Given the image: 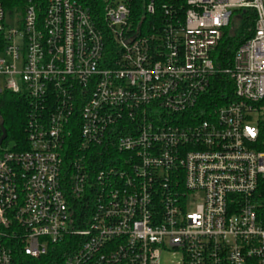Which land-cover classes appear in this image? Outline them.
Masks as SVG:
<instances>
[{"label": "built area", "instance_id": "built-area-1", "mask_svg": "<svg viewBox=\"0 0 264 264\" xmlns=\"http://www.w3.org/2000/svg\"><path fill=\"white\" fill-rule=\"evenodd\" d=\"M174 1L0 2V264H264V0Z\"/></svg>", "mask_w": 264, "mask_h": 264}, {"label": "trees", "instance_id": "trees-1", "mask_svg": "<svg viewBox=\"0 0 264 264\" xmlns=\"http://www.w3.org/2000/svg\"><path fill=\"white\" fill-rule=\"evenodd\" d=\"M28 1L29 0H0L4 9L9 13L22 11ZM32 1L44 6L47 0ZM171 1L176 2L174 0H156L157 7L160 8L163 3ZM179 2V4H182V0ZM240 14L241 28L233 33L231 27L227 28L225 30V36L214 52V59L219 68L230 66L235 50L248 38L245 28L253 26L255 17L253 12L246 10L245 12L240 11ZM28 107V100L22 95L5 92L0 97V111L4 119V126L8 136L7 143H9L12 148L21 149L19 144L26 140ZM29 260L31 264H63V257L61 254L55 255L49 253L46 256Z\"/></svg>", "mask_w": 264, "mask_h": 264}, {"label": "rangeland", "instance_id": "rangeland-1", "mask_svg": "<svg viewBox=\"0 0 264 264\" xmlns=\"http://www.w3.org/2000/svg\"><path fill=\"white\" fill-rule=\"evenodd\" d=\"M235 24L236 23H234V26ZM179 260H180V256L178 254H174L173 252H164L162 254V260H161L162 264H178Z\"/></svg>", "mask_w": 264, "mask_h": 264}, {"label": "water", "instance_id": "water-1", "mask_svg": "<svg viewBox=\"0 0 264 264\" xmlns=\"http://www.w3.org/2000/svg\"><path fill=\"white\" fill-rule=\"evenodd\" d=\"M2 130H3V135H2L1 140L4 139L6 137V135H7L6 129H5V127L3 125H2Z\"/></svg>", "mask_w": 264, "mask_h": 264}]
</instances>
